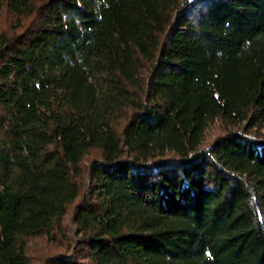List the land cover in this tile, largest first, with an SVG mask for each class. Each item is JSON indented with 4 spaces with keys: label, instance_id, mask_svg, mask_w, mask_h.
I'll return each mask as SVG.
<instances>
[{
    "label": "trees",
    "instance_id": "trees-1",
    "mask_svg": "<svg viewBox=\"0 0 264 264\" xmlns=\"http://www.w3.org/2000/svg\"><path fill=\"white\" fill-rule=\"evenodd\" d=\"M5 12L0 264H37L31 238H68L69 212L47 264H264V0Z\"/></svg>",
    "mask_w": 264,
    "mask_h": 264
},
{
    "label": "rangeland",
    "instance_id": "rangeland-1",
    "mask_svg": "<svg viewBox=\"0 0 264 264\" xmlns=\"http://www.w3.org/2000/svg\"><path fill=\"white\" fill-rule=\"evenodd\" d=\"M19 25V20L14 17L12 14L5 12L0 19V32L4 30H13ZM20 28H17L19 30ZM240 125H243L240 124ZM234 125L226 122L225 120L218 118L215 121L209 123L206 133H205V145L210 143L214 137L219 134H223L227 132L229 129L233 128ZM264 130V129H263ZM96 156L97 154L94 151H91L89 155L84 158V165L86 161H89L91 157ZM80 182L84 184L83 178L80 179ZM84 187V185L82 186ZM73 222V212H69L64 218V229L68 235V238L62 240V234L59 232L58 241H50L46 236H37L33 237L30 240V248L29 251L31 255L35 258L37 264H47L46 260L48 255H52L69 243V238L74 235V224ZM64 236V235H63ZM63 243V244H61Z\"/></svg>",
    "mask_w": 264,
    "mask_h": 264
}]
</instances>
